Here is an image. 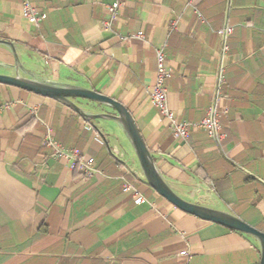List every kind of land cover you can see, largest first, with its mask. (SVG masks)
Here are the masks:
<instances>
[{
    "label": "crops",
    "instance_id": "obj_1",
    "mask_svg": "<svg viewBox=\"0 0 264 264\" xmlns=\"http://www.w3.org/2000/svg\"><path fill=\"white\" fill-rule=\"evenodd\" d=\"M24 1L46 18L29 24ZM120 1L107 31L101 23L116 0H0V41L14 43L37 77L122 104L181 199L264 232V0ZM225 27L232 33L223 54ZM0 47V64H12ZM159 49L169 71L167 105L178 122L201 121L224 66L220 144L201 129H190L186 141L174 138L152 107ZM72 101L86 112L113 113ZM94 125L52 99L0 85V264H259L254 238L169 204L142 178L118 127ZM46 127L64 148L94 159L98 173L86 180L68 159L54 157L42 144ZM120 177L146 203L122 194Z\"/></svg>",
    "mask_w": 264,
    "mask_h": 264
},
{
    "label": "water",
    "instance_id": "obj_2",
    "mask_svg": "<svg viewBox=\"0 0 264 264\" xmlns=\"http://www.w3.org/2000/svg\"><path fill=\"white\" fill-rule=\"evenodd\" d=\"M0 46L9 52L13 59L12 64H0V67L9 71L7 75L0 74V85L52 99L74 111L96 130L97 127L94 125L96 120L114 123L129 142L136 156L142 178L155 193L181 212L254 238L260 249L259 264H264V232L249 226L229 212L206 207L199 201L189 203L181 199L162 178L131 114L122 104L90 89L41 79L24 69L14 43L0 41ZM74 99L103 105L113 113L86 112L73 103Z\"/></svg>",
    "mask_w": 264,
    "mask_h": 264
},
{
    "label": "built area",
    "instance_id": "obj_3",
    "mask_svg": "<svg viewBox=\"0 0 264 264\" xmlns=\"http://www.w3.org/2000/svg\"><path fill=\"white\" fill-rule=\"evenodd\" d=\"M120 0L107 7L109 17L101 23L104 30L109 31L111 24L121 7ZM21 16L31 25H38V23L46 18V15L36 8L32 7L28 1H24L21 6ZM232 28L225 27L219 34L223 41V54L227 52L226 39L231 35ZM142 33H137L136 38L141 39ZM156 73L155 82L149 92V100L153 108H155L160 116L165 120L167 128L171 135L181 141H186L189 138L190 129H201L207 136L220 144L224 140V134L221 132L220 116L222 112L219 111V103L222 99V86L225 82V68L220 65L215 73V86L211 97V103L205 112L204 117L198 123L178 122L174 114L170 111L167 105L166 89L164 86L165 80L169 77V71L165 64V56L162 49L156 51ZM227 111L224 110L223 113ZM42 144L45 148L52 151L56 158H66L71 163V168L78 170L86 180L92 179L98 171L95 168V162L92 158H84L81 153L75 149H66L54 138L53 130L46 127ZM122 182L121 192L127 195L135 204L146 203V199L141 194L140 190L125 180L124 177L118 178ZM186 261L189 256L186 251L180 253Z\"/></svg>",
    "mask_w": 264,
    "mask_h": 264
},
{
    "label": "rangeland",
    "instance_id": "obj_4",
    "mask_svg": "<svg viewBox=\"0 0 264 264\" xmlns=\"http://www.w3.org/2000/svg\"><path fill=\"white\" fill-rule=\"evenodd\" d=\"M3 53V50H2V48L0 47V55ZM2 73H4V70H2V69H0V74H2ZM97 122H99V123H106L107 121H104V120H97ZM122 139H124V138H121V140ZM124 141V140H123ZM135 155V154H134ZM134 159H135V161H137V159H136V156H134Z\"/></svg>",
    "mask_w": 264,
    "mask_h": 264
}]
</instances>
